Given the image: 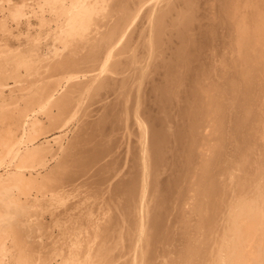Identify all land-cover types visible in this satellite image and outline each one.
<instances>
[{"label": "bare ground", "instance_id": "bare-ground-1", "mask_svg": "<svg viewBox=\"0 0 264 264\" xmlns=\"http://www.w3.org/2000/svg\"><path fill=\"white\" fill-rule=\"evenodd\" d=\"M94 1V10L86 8L88 0L70 2L68 14H79L60 34L94 36L98 22L114 18L118 4L121 12L115 14L127 24L122 32L107 36L113 49L99 75L113 84L114 98L99 115L89 143L59 162L69 183L79 182L71 187L85 188L81 190L92 202L105 191L114 199L115 223L103 240L90 244L97 249L83 250L84 258L93 264H264V0ZM73 43H66L69 53ZM61 58L67 62L75 57H56ZM36 59L35 82L48 87L46 64ZM34 61L22 57L18 63L31 66ZM0 76L1 89L9 87L5 64ZM116 151L122 156L116 170L100 167ZM93 169L103 173L98 189L92 187L97 184ZM44 172L48 180L50 174ZM75 200L78 206L84 202ZM71 205L57 218L68 219L70 226L68 220L62 223L73 230L77 222H87L84 216L93 207L82 204L78 208L85 210L80 212ZM56 219L46 225L39 220L45 227H37L45 233ZM17 227L11 229L19 237ZM49 232L45 235L51 236ZM67 234L68 243L62 241V246L78 244ZM14 250L5 251L9 257L0 254V262L16 261L13 254L20 250ZM52 252L42 259L45 264L53 255L64 263L67 253H82L67 250L64 257L65 251ZM20 255V264L28 261Z\"/></svg>", "mask_w": 264, "mask_h": 264}, {"label": "rangeland", "instance_id": "rangeland-1", "mask_svg": "<svg viewBox=\"0 0 264 264\" xmlns=\"http://www.w3.org/2000/svg\"><path fill=\"white\" fill-rule=\"evenodd\" d=\"M72 1L0 0V63L2 65L5 64V73L6 75L8 73L9 77H7V80L5 79L9 87H4L3 89L0 87V121L3 118V121L7 119L4 121L6 127L2 128L1 126L4 123L0 122V144L4 141L8 143L5 144L4 142L3 146L1 145L0 147V248L5 255L10 251V253H13L14 249L20 250H16V252L18 251L16 255L18 253L23 255L19 256L22 260L26 259L27 256L30 262L25 260L23 264H45L43 260L46 258L44 257L48 258L53 249L52 253L57 249L54 254L57 252L59 254L60 250L65 251L63 254L64 257L68 254V260L62 263L59 256L54 257L55 255L52 254L53 257L50 258L49 264H93L91 258H84L86 255L83 250L97 249L94 246L91 248L90 244L103 240L115 223L114 199H108L105 191L101 199H96L92 202L94 198L92 199V196L90 197L87 193V195L84 193L86 192L85 188H83L84 190L82 186L77 188L80 186L78 185L79 182L69 183L67 176H65L67 173L61 168V163L59 164V162L65 156L73 158L81 146L89 143L99 115L102 113L103 108L114 98V95H112L113 84L100 80L99 75L103 73L106 59L113 49V39L111 38L109 41L107 36L111 37L113 33H120L122 32L121 30H125L127 19L118 16L119 13L115 14L116 12H121V5L118 4L112 13L114 18H111V21L98 22L94 36L81 38L65 36L60 34L62 26L69 24L79 14H68L66 11L68 4ZM134 1L136 0H132V2ZM86 8L94 10L96 8L95 1L88 0ZM67 42H74L72 53H69L66 49ZM15 51L20 53H15ZM22 57H33L35 61L31 66L27 64L21 65L18 62ZM35 57H38L46 64L44 72L48 74L46 77L49 83L48 87H41L38 84L39 82H35L38 74L34 70V65L37 62ZM41 57L48 58L42 59ZM56 57L75 58L63 62V58L56 59ZM1 64L0 66H2ZM107 72L109 71L107 70ZM0 81L3 80L1 79ZM7 124L13 128L10 129ZM7 127H9L8 130L10 132L6 129ZM5 131L6 133H4ZM105 131L102 130V133L104 134ZM4 134H7L4 136L6 138L3 137ZM2 138L5 140L3 141ZM8 145L10 146L9 148ZM2 147H7L8 150L5 148L3 151ZM27 147L31 149L29 148V152H26L25 155L23 152ZM18 149H20L19 152H17ZM5 151L10 152L7 153ZM121 160V152L116 151L112 158L102 160L100 167L116 170L121 164ZM46 170L50 174L48 180H46L48 174L44 175ZM95 170L93 169L92 171L94 172ZM52 177L60 180V183L56 184L57 181L54 180V182ZM102 177L103 173L94 172V180L97 184L92 186L93 189L100 188ZM71 186H77L78 190L76 191V188ZM110 186L112 189L113 182L110 183ZM74 192L78 193V195L80 194L79 197L76 195L77 197L75 198L78 199V202L84 201L86 195L84 202H87L89 207L92 206L93 208L84 216H87V224L77 222L73 226L74 229L71 230L66 226H70L69 220L61 217L60 221L57 216L62 214L61 210L63 208L67 207L69 209V205H71L69 203L72 202V205L74 204L75 199H72L74 202H70L71 198L75 196ZM84 202L80 206L75 202L74 205H77V207L73 206V208L71 205V210L84 211V208H78L82 204H84L82 207L88 206ZM94 202L95 206H93ZM23 207L29 208L26 215L32 216L30 217L31 221L29 217L27 219L25 216ZM51 212H54L52 217ZM34 219L35 222L33 221ZM54 219L58 221L52 224L53 228L50 227L51 225H48L49 227L47 228V232L51 231L52 235L46 236L47 232L43 233L44 231L42 232V229L37 227H42V223L39 224V220L44 221L45 224L44 222L43 224L46 225V222L54 221ZM63 221H66V225H63ZM49 222L47 224H50ZM15 224L19 225L16 232L20 229L18 234L21 237L23 235V238L15 236L16 233L14 230L12 231L11 227H14ZM44 225L42 228L45 227ZM57 225H62L59 228L63 226L65 228L58 229ZM28 226H31V228ZM34 226L39 229L35 228L38 232L34 231ZM27 227L31 232L29 229L27 230ZM64 229L66 231L68 229L70 234L68 233L69 231L66 232ZM23 230L26 231V234ZM65 233L72 235L70 242L74 241L78 244L62 246L60 242L65 241V243H68L67 238L69 236L66 238ZM43 235L49 238L50 242L52 240L51 243H54L53 245L55 246L53 247L51 243L48 244V239ZM61 235L64 236L63 239H61ZM19 239H21V243L23 239V243H19L20 246L16 244ZM45 241H47V248L43 246L46 244ZM55 242H58V245ZM42 246L47 250L42 249ZM48 246L53 247H50L51 251ZM32 249L34 253H31ZM37 249L41 250V252H36L35 250ZM7 250L9 252H5ZM12 250L14 251L12 252ZM67 250L80 251L82 253L73 252L66 254ZM2 253L0 252V254ZM30 253L31 255L34 254V256L32 255L33 257H31ZM14 254L16 261L12 263L13 260L7 258L4 263L0 262V264H20L18 256L16 257ZM38 254L42 256L40 260ZM36 256H38L37 259L35 258ZM5 257L9 256L6 255ZM32 258L34 260L30 261ZM9 260L11 263L8 262Z\"/></svg>", "mask_w": 264, "mask_h": 264}]
</instances>
